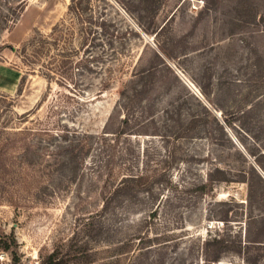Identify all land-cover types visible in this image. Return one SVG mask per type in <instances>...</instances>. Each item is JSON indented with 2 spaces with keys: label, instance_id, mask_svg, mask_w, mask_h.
Returning a JSON list of instances; mask_svg holds the SVG:
<instances>
[{
  "label": "rangeland",
  "instance_id": "obj_1",
  "mask_svg": "<svg viewBox=\"0 0 264 264\" xmlns=\"http://www.w3.org/2000/svg\"><path fill=\"white\" fill-rule=\"evenodd\" d=\"M7 242L0 264H264V0H0Z\"/></svg>",
  "mask_w": 264,
  "mask_h": 264
},
{
  "label": "trees",
  "instance_id": "obj_2",
  "mask_svg": "<svg viewBox=\"0 0 264 264\" xmlns=\"http://www.w3.org/2000/svg\"><path fill=\"white\" fill-rule=\"evenodd\" d=\"M213 178L212 179H210V182L212 183L213 182ZM225 181H226V179H224ZM262 180V179H261ZM263 181V180H262ZM15 243V241L13 240V244ZM0 248L2 249V250H4V251H8V250H10V248H11V244H9L8 242L5 244V245H2V246H0ZM55 257H54V255L52 254V255H50L48 258H47V260H46V262H44V264H54V263H56V261H55Z\"/></svg>",
  "mask_w": 264,
  "mask_h": 264
},
{
  "label": "built area",
  "instance_id": "obj_3",
  "mask_svg": "<svg viewBox=\"0 0 264 264\" xmlns=\"http://www.w3.org/2000/svg\"><path fill=\"white\" fill-rule=\"evenodd\" d=\"M0 258H2V257H0Z\"/></svg>",
  "mask_w": 264,
  "mask_h": 264
},
{
  "label": "bare ground",
  "instance_id": "obj_4",
  "mask_svg": "<svg viewBox=\"0 0 264 264\" xmlns=\"http://www.w3.org/2000/svg\"><path fill=\"white\" fill-rule=\"evenodd\" d=\"M191 86V85H190Z\"/></svg>",
  "mask_w": 264,
  "mask_h": 264
}]
</instances>
